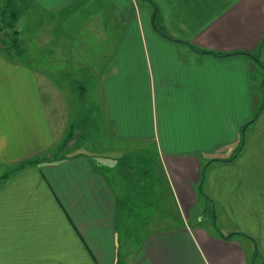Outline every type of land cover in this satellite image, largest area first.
<instances>
[{"label": "crops", "instance_id": "0c3cea01", "mask_svg": "<svg viewBox=\"0 0 264 264\" xmlns=\"http://www.w3.org/2000/svg\"><path fill=\"white\" fill-rule=\"evenodd\" d=\"M23 1L19 38L43 22V43L67 56L44 48L38 70L0 48V177L47 157L0 186V264H264V0ZM157 12L170 39L154 28ZM74 66L95 81L85 114L95 108L106 140L153 160V201L128 191L110 155L66 158L72 142L56 151L85 108L66 103L81 85ZM64 70L68 86L54 80ZM200 200L213 219L189 226L184 213Z\"/></svg>", "mask_w": 264, "mask_h": 264}, {"label": "rangeland", "instance_id": "374dc122", "mask_svg": "<svg viewBox=\"0 0 264 264\" xmlns=\"http://www.w3.org/2000/svg\"><path fill=\"white\" fill-rule=\"evenodd\" d=\"M2 2L3 1L0 0V5L2 4ZM18 3H19L18 8H20V10H21V13H20V17H21V15L25 12L24 11L25 10L24 5H26V4H25V2L23 0H21V1L19 0ZM88 20H89V18L86 19V21H88ZM37 25H39V24H37ZM37 28L35 29V32H34L33 29L30 30L23 37V39L19 38L20 41L23 40L22 42H24V50H25V54L21 57V60H26L28 62H31V64L36 69L42 70L43 69L42 62H43L44 57H46V54H44V52H43L44 48H46L47 52H49V51H52L53 53L55 52L56 54L54 55V57H58V55H59L58 53L59 52L63 53V52H62V50L58 49L57 45H54V46L51 47V46L47 45L46 43H43V41L45 39H47L46 38V36H47L46 34L49 33V32H47V30H48L47 27H46V29H44L43 22ZM63 29L65 31V28H63ZM50 30L52 31V28H50ZM71 30H73V32L68 30L67 34H68L69 39L72 37L71 39L73 40L75 29L71 28ZM88 30H90V32L92 31L91 28H88ZM40 37H42V38H40ZM3 42L5 43L3 45L5 48L6 47L10 48L11 42L9 40V35H7L6 32L1 30V28H0V45ZM66 45H67V48H72L74 51L78 50V48H76L77 45H75L73 42L67 43ZM78 46H79V49H80L81 44H78ZM82 49L83 50L86 49L88 52H91L93 50V53L95 51V47H93L90 44L83 45ZM12 54L15 55L14 53H12ZM62 55H63V57L67 56V54H64V53ZM79 55H81V54L80 53L79 54L78 53L73 54V56H78V57H79ZM87 56L89 57L90 54H87ZM53 59H56V58H53ZM65 61H66L65 59L60 61V59L57 58V60H55L54 62L56 63V66H59V62H65ZM263 61H264V57L262 58V62ZM93 63H94V61L91 59V57L82 60V65L83 66L84 65H91ZM263 64H264V62H263ZM67 67L71 68L70 66H67ZM69 72L70 73H77V74H80L81 72H83V75L80 76L81 77V81L80 82H81V85L86 87L87 92H86L85 97H84V102H82L81 104H80L81 101H80L79 97L76 95V93L74 91H73L74 96L69 94L68 98H69V96H70V98H69V101L66 100V103H68L69 106H72L73 102L76 101V104L79 105V107L83 105L85 108H84V111L82 110V116H85V112H86L85 109H86L87 106L89 107L90 103H91V97H90L91 93H89L90 92L89 90H90L91 87H93V85L95 84V81H94L93 77H91V75H87V73H88L87 71L79 70L78 66L77 67L74 66V68L72 67V70L70 69ZM63 73H64L63 76L57 75V76L54 77L55 83L56 84H63L65 86H68L66 84L70 83V79L71 78L74 80L75 76L74 75L73 76H66V70H64ZM77 85H80V84L78 83ZM59 89H61L60 86H59ZM71 101H72V103H71ZM76 104H74V105H76ZM71 108H73L75 110H78V111L80 110L77 106L71 107ZM91 110H89L90 112L88 114H86L85 118L81 116L82 119L84 118V120L78 118L79 116H77V115H76V118H73V116H72L71 119H70L68 117L70 119V121L71 120H75L72 124H70V126L68 128V132H69V129L71 128V126L75 122H76V124L78 123L79 126H77L76 129L73 132V137H72V140H71V142H72L71 145H72L73 148L71 150H69L71 155L69 154V156L68 157L66 156V158H71L73 155L77 156V153L78 154L86 153V156L90 158L93 154L96 153L97 155H99V157L102 156L101 158H104V157H107L108 155H110L111 158H112V161L114 159L113 164H117L118 162H121V161H124L126 159H129L130 157H137L136 159H138L139 157L136 156L135 154L124 155V152L126 153V151L122 148V145H118L117 142L111 141V140H106V138H107L106 131L105 132L101 131L100 124L97 122L96 116L94 117V115H96V110H95V108L93 109V112H94L93 114H92ZM72 113L73 112H71V114ZM90 114L93 115V116L91 117ZM78 120H79V122H78ZM102 130H103V127H102ZM98 136H101V139H97L96 137H98ZM94 145H95V149H94ZM106 151H108L110 153L107 152L108 153L107 154ZM46 158L47 157H41L39 159L40 160H45ZM49 158H51V159H59V158H62V154L61 155H51ZM94 162H96V161H94ZM137 162L147 164V167L150 169L151 165H152L151 163L153 162V160L148 162V161H144L142 159L140 160V158H139L137 160ZM10 170L11 169H9L8 171H10ZM156 174H157L156 178L158 179V175L160 173L157 172ZM150 191L147 192L148 196L145 195V197L148 199V201H153V199L156 198V196L155 195L153 196V194H151ZM167 194L168 193H167L166 189L161 191V195L159 196V197H161L163 199V200H161V204L166 206L164 208H166V209H168L170 211H173L174 208H173V206H171V204H170L171 202L169 201V198L167 197ZM148 211H151L153 213L152 209H149ZM169 214L171 215L172 213L170 212ZM163 215L165 216L166 214H163ZM145 216H146V219H148V217H150L149 213L145 214ZM213 216L214 215H212V212L210 211V207L208 205H206V203L203 200H200L198 202V204L196 205V208L194 210L193 209L190 210L189 216L187 215V213L186 214L184 213V218H185L186 222L189 224V226H195L197 224H201L202 226L204 225L205 227H207L210 224L209 220L212 221ZM129 233L132 234L131 238H132L133 241H134V238H137V239L139 238L138 237L139 232L137 233L136 231H129ZM258 261L260 263V259H258Z\"/></svg>", "mask_w": 264, "mask_h": 264}, {"label": "trees", "instance_id": "16d2710c", "mask_svg": "<svg viewBox=\"0 0 264 264\" xmlns=\"http://www.w3.org/2000/svg\"><path fill=\"white\" fill-rule=\"evenodd\" d=\"M2 1L3 2L0 5V28H1V30L5 31L7 35H9V40L11 42V45H10V48H7V47L5 48L3 46L5 43L3 42V43H1L0 48L4 53L7 54L8 58H10V59L13 56L17 57V58H21L25 54V50H24V42L20 41L19 33L17 31V23L20 19V13H21L20 8H18L19 0H2ZM158 21H159V15L157 12L156 15L154 16V28L156 29V31L161 36H164L165 38L170 39L166 30L163 27L159 26ZM263 47H264V39L261 43L260 50ZM192 49L194 51H199L193 47H192ZM12 53H14L15 55H13ZM238 54L246 55V56L253 58L255 61H257L260 64V66L263 67V65H262V63L259 60V57L257 55L252 54V53H238ZM222 56L225 57V56H229V55H222ZM73 91L79 97L80 101L83 102L86 91H87L86 87H84L83 85L75 84L73 86ZM259 110L260 111H258L256 116L258 114H260L261 108ZM256 116L254 117V119L250 123L247 124V126H251L252 124H254V122L256 121V118H257ZM82 117L85 118L86 114H85V116H82ZM82 117H80V119H82ZM84 118L82 120H84ZM79 120H78V122H79ZM77 126H79V125H78V123L76 124V122L71 126V128L69 129V132L67 133L65 140L56 149L57 152H61L71 142L72 137H73V132ZM243 146H244V139H243L242 144L234 151V153L229 158L223 159V160H214V161H210L209 163H207L203 167L200 184L203 183L205 176H206V172H207L210 164H212L214 162H218V163H222V164H229V163L234 162L240 156V154L243 150ZM136 158L137 157H130L129 159L121 161L117 175H118V178L124 183V185L126 186L128 191H130L131 193L138 192V191L143 192V193L144 192L147 193L148 191L153 190V185L148 186V183H145V182L147 181V179L149 180L150 178H153V175L148 170L147 165L145 163L137 162L138 159H136ZM54 160H61V159L59 158V159H54ZM43 161H45V160L34 159V160H27V161H23V162L19 163L18 165H16V167L10 173L4 175L3 177H0V186L3 184L5 179L8 178L9 176H11L12 174H15L21 170L26 169V168L38 165ZM233 236H235V235L232 234V235L224 236L223 238L229 239Z\"/></svg>", "mask_w": 264, "mask_h": 264}, {"label": "water", "instance_id": "95a60500", "mask_svg": "<svg viewBox=\"0 0 264 264\" xmlns=\"http://www.w3.org/2000/svg\"><path fill=\"white\" fill-rule=\"evenodd\" d=\"M156 15V13H154V16Z\"/></svg>", "mask_w": 264, "mask_h": 264}]
</instances>
